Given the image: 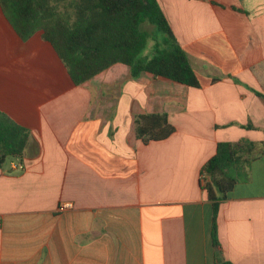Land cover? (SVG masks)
Returning a JSON list of instances; mask_svg holds the SVG:
<instances>
[{
  "label": "crops",
  "instance_id": "1",
  "mask_svg": "<svg viewBox=\"0 0 264 264\" xmlns=\"http://www.w3.org/2000/svg\"><path fill=\"white\" fill-rule=\"evenodd\" d=\"M158 2L200 88L123 63L76 86L0 5V112L29 134L0 165V264H264V0ZM154 113L176 130L144 144L135 117ZM240 141L259 154L231 168L216 246L202 170Z\"/></svg>",
  "mask_w": 264,
  "mask_h": 264
},
{
  "label": "trees",
  "instance_id": "2",
  "mask_svg": "<svg viewBox=\"0 0 264 264\" xmlns=\"http://www.w3.org/2000/svg\"><path fill=\"white\" fill-rule=\"evenodd\" d=\"M0 5L20 39L26 41L41 33L67 67L76 86L123 63L129 66L134 79L151 73L190 87H201L199 76L158 0H0ZM157 30L163 33V38L156 40L153 55L145 56L149 37ZM175 130L165 113L135 117L136 136L144 144L164 141ZM28 137L25 128L11 123L0 112V165L9 158L22 156ZM257 154V146L252 142H221L202 170L207 180L203 189L213 205L216 246H219L220 205L238 182L231 168L249 162ZM218 264L231 263L219 261Z\"/></svg>",
  "mask_w": 264,
  "mask_h": 264
},
{
  "label": "built area",
  "instance_id": "3",
  "mask_svg": "<svg viewBox=\"0 0 264 264\" xmlns=\"http://www.w3.org/2000/svg\"><path fill=\"white\" fill-rule=\"evenodd\" d=\"M12 168L13 169H21V170H23L25 167H24V165L23 164H21V163H16V162H13L12 163ZM206 177L204 176V175H202V177H201V183H202V185H206ZM73 208V203H70V202H65V203H62L61 205H60V208H59V210L60 211H66V210H69V209H72ZM2 226V221H1V219H0V227Z\"/></svg>",
  "mask_w": 264,
  "mask_h": 264
},
{
  "label": "rangeland",
  "instance_id": "4",
  "mask_svg": "<svg viewBox=\"0 0 264 264\" xmlns=\"http://www.w3.org/2000/svg\"><path fill=\"white\" fill-rule=\"evenodd\" d=\"M162 38H163V33L161 31L157 30L154 36L149 37L148 45L145 48L144 53L149 54V52L153 51L155 48L156 40L162 39Z\"/></svg>",
  "mask_w": 264,
  "mask_h": 264
}]
</instances>
